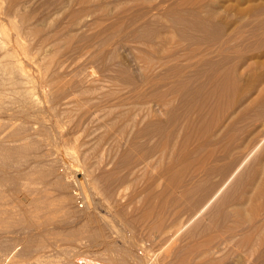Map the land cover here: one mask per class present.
Masks as SVG:
<instances>
[{
  "label": "rangeland",
  "instance_id": "obj_1",
  "mask_svg": "<svg viewBox=\"0 0 264 264\" xmlns=\"http://www.w3.org/2000/svg\"><path fill=\"white\" fill-rule=\"evenodd\" d=\"M23 1L0 13V264H262L264 0Z\"/></svg>",
  "mask_w": 264,
  "mask_h": 264
},
{
  "label": "bare ground",
  "instance_id": "obj_2",
  "mask_svg": "<svg viewBox=\"0 0 264 264\" xmlns=\"http://www.w3.org/2000/svg\"><path fill=\"white\" fill-rule=\"evenodd\" d=\"M2 2V1H1ZM25 2L23 1V0H10V3H9V5H8V7H6V8H4L3 6H1L0 7V13H2V15L3 14H5L6 16H14L16 13H18V12H20V7L21 6H24L25 4H24ZM250 3H252L251 1H250ZM63 6V5H62ZM2 7L4 8V9H2ZM258 7V6H257ZM257 9V8H256ZM169 10V9H168ZM18 11V12H17ZM21 11H23V9H21ZM172 11V10H171ZM194 11V10H193ZM192 11V12H193ZM169 12H170V10H169ZM190 12V11H189ZM26 13V12H25ZM34 13V12H33ZM172 13V12H171ZM191 13V12H190ZM194 13V12H193ZM198 13V12H197ZM32 13H29V15H31ZM43 14V13H42ZM175 14H177V13H175ZM179 14V13H178ZM182 14V13H181ZM180 14V15H181ZM187 14V13H186ZM18 15V14H17ZM252 15V14H251ZM179 16V15H178ZM264 16V15H263ZM170 17V16H169ZM187 17V16H186ZM190 17V16H189ZM194 17V16H193ZM197 17V16H196ZM207 17V16H206ZM215 17V16H214ZM257 17V16H256ZM181 18V17H180ZM191 18V17H190ZM199 18V17H198ZM192 19H195V18H192ZM262 19V18H261ZM214 20V19H213ZM258 20V19H257ZM189 21H190V19H189ZM197 21V20H196ZM195 21V22H196ZM202 21V20H201ZM200 21V22H201ZM256 21V20H255ZM260 21V20H259ZM28 22V21H27ZM199 22V21H198ZM205 22V21H204ZM257 22V21H256ZM191 23V22H190ZM215 23V22H214ZM205 24V23H204ZM256 24V23H255ZM261 24V23H260ZM28 25H29V23H28ZM27 25V29H29L30 27ZM30 25H32V24H30ZM35 25V24H34ZM36 25H38V24H36ZM195 25H196V23H195ZM199 25V24H198ZM209 25V24H208ZM264 25V24H263ZM72 26V25H71ZM200 26V25H199ZM36 27V26H35ZM34 27V28H35ZM202 27V26H201ZM225 27H226V25H225ZM252 27V26H251ZM72 28V27H71ZM262 28V27H261ZM31 29H32V26H31ZM31 29H29L30 30V32H31ZM260 29V28H259ZM28 30V31H29ZM33 30V29H32ZM50 30V29H49ZM27 31V32H28ZM4 32V31H3ZM3 32H1V33H3ZM6 33V34H5ZM5 36H7L8 34H7V32L5 31ZM116 33V32H115ZM139 33V32H138ZM148 33V32H147ZM150 33V32H149ZM146 35V34H145ZM32 36V35H31ZM141 36V35H140ZM19 37H21V36H19ZM18 37V38H19ZM144 37V36H143ZM23 37H21L20 38V40H23L22 39ZM141 39V38H140ZM254 39V38H253ZM252 39V40H253ZM262 39V38H261ZM2 40V39H1ZM45 41V40H44ZM41 42V41H40ZM40 42H38V43H40ZM261 42V41H260ZM5 43V42H4ZM42 43V42H41ZM264 43V42H263ZM258 44H260V43H258ZM67 45V44H66ZM252 47V46H251ZM255 47V46H254ZM256 47H257V45H256ZM261 47V46H260ZM53 53V52H52ZM51 53V55H54V54H52ZM56 55H58V52H56V54H55V56ZM256 57V56H255ZM52 58V57H51ZM50 58V61L53 59H51ZM56 59H57V57H55ZM54 58V59H55ZM69 58V57H68ZM11 59V58H10ZM53 59V60H54ZM13 60V59H12ZM259 60V59H258ZM41 61V60H40ZM254 61V60H253ZM52 62V64H53V62L54 61H51ZM11 63H12V61H11ZM17 63V62H16ZM40 63H42V62H40ZM10 64V63H9ZM13 64V63H12ZM11 64V65H12ZM261 64H263V63H261ZM120 65V64H119ZM211 65V64H210ZM9 66V65H8ZM16 66V65H15ZM46 66V65H45ZM49 66V65H48ZM222 65H220L219 67H221ZM235 66V65H234ZM7 67V66H6ZM10 67V66H9ZM14 67V66H13ZM213 67V66H212ZM55 68V67H54ZM85 68V67H84ZM8 69V68H7ZM6 69V70H7ZM16 70V72H18L17 71V68H15ZM19 70V69H18ZM5 71V70H4ZM20 71V70H19ZM260 71V70H259ZM1 72H3V71H1ZM10 72H14L13 71V69H10ZM9 72V73H10ZM206 72V71H205ZM207 72H208V70H207ZM227 72V71H226ZM234 73V72H233ZM3 74V73H2ZM5 74H6V71H5ZM16 74V73H15ZM231 74V73H230ZM8 76V75H7ZM11 76H13V74L11 75ZM21 76V75H20ZM235 76V75H234ZM4 77V76H3ZM231 77V76H230ZM248 77V76H247ZM6 78V77H5ZM4 78V79H5ZM11 78H13V77H11ZM22 78H24V77H22ZM78 78H80V77H78ZM229 78V77H228ZM10 79V78H9ZM9 79H7V81L9 80ZM25 79V78H24ZM50 79V78H49ZM83 79V78H82ZM81 79V80H82ZM216 79V78H215ZM232 79V78H231ZM234 79V78H233ZM12 81H13V79H11ZM11 80H9V81H11ZM80 80V81H81ZM235 80V79H234ZM1 81V80H0ZM14 81L16 82V78L14 79ZM18 81V80H17ZM214 81V80H213ZM1 82H3V81H1ZM0 82V86L3 88V89H5V83H1ZM4 82H6V81H4ZM83 82H84V80H83ZM9 82H7L6 84H8ZM14 83V82H13ZM17 83V82H16ZM15 83V84H16ZM71 83V82H70ZM9 84H11V83H9ZM189 84V83H188ZM224 84V83H223ZM230 84H232V83H230ZM236 85H237V82L235 83ZM13 85V84H12ZM21 85V84H20ZM22 86V85H21ZM25 86V85H24ZM27 86V85H26ZM209 86V85H208ZM217 86V85H216ZM216 86H214V87H216ZM223 86V85H222ZM225 86V85H224ZM228 86V85H227ZM238 86V85H237ZM252 86V85H251ZM7 87V86H6ZM20 87V86H19ZM77 87V86H76ZM218 87V86H217ZM233 87H234V85H233ZM1 88V89H2ZM15 88V87H14ZM18 88V87H17ZM248 88V87H247ZM2 89V90H3ZM19 89V88H18ZM229 89V88H228ZM238 89V88H237ZM258 89V88H257ZM256 89V90H257ZM8 90H9V88H8ZM214 90V89H213ZM231 90V89H230ZM250 90V89H249ZM17 91V90H16ZM21 90H19V92H20ZM25 91V90H24ZM24 91H21V92H24ZM28 91V90H27ZM76 91V90H75ZM217 91V90H216ZM247 91V90H246ZM245 91V92H246ZM11 92V91H10ZM30 93H31V91H29ZM168 92V91H167ZM209 92V91H208ZM3 93H5V92H3ZM3 93L1 94V96L3 95ZM15 93V92H14ZM83 93V92H82ZM222 93H224V92H222ZM221 93V94H222ZM242 93H243V91H242ZM21 94V93H20ZM26 94H28V93H25V95ZM89 94V93H88ZM246 94V93H245ZM6 95V94H5ZM11 95V94H10ZM23 95V94H22ZM32 95V94H31ZM31 95H26L27 97H25V100H30L31 101V103L32 104H34V105H36V104H38L39 102H37L36 103V101L33 99V97L31 96ZM35 95V94H34ZM260 95V94H259ZM21 96V95H20ZM56 96V95H55ZM59 96H61V94L59 95ZM58 96V97H59ZM223 96V95H222ZM241 96V95H240ZM3 97H4V95H3ZM57 97V96H56ZM56 97H54L53 99H55L56 100ZM57 97V98H58ZM70 97V96H69ZM221 97V96H220ZM236 97H237V94H236ZM2 98V97H1ZM20 98V97H19ZM22 98H23V96H22ZM175 98V97H174ZM177 98V97H176ZM223 98V97H222ZM233 98V97H232ZM235 98V97H234ZM64 99V98H63ZM67 99H68V97H67ZM225 99V98H224ZM231 99V98H230ZM1 100H3V99H1ZM0 100V101H1ZM6 100V99H5ZM5 100H3V101H5ZM16 100V99H15ZM21 100H23V99H21ZM24 100V101H25ZM62 100V99H61ZM194 100V99H193ZM239 100V99H238ZM64 101V100H63ZM169 101V100H168ZM234 101H235V99H234ZM22 102V101H21ZM29 102V101H28ZM28 102H26V103H28ZM174 102V101H173ZM189 102V101H188ZM232 102V101H231ZM236 102H237V100H236ZM236 102H234L235 104H238V103H236ZM248 102H250V101H248ZM254 102V101H253ZM5 104L7 103V102H4ZM58 103V102H57ZM204 103V102H203ZM220 103V102H219ZM229 103V102H228ZM22 104V103H21ZM31 104V105H32ZM248 104V103H247ZM259 104H261V103H259ZM4 105V104H3ZM2 105V106H3ZM23 105V104H22ZM30 105V104H29ZM28 105V106H29ZM54 105V104H53ZM146 105V104H145ZM165 105V104H164ZM245 105V104H244ZM61 106V105H60ZM158 106V105H157ZM162 106V105H161ZM166 106V105H165ZM168 106H171V105H168ZM190 106V105H189ZM232 106V105H231ZM256 106H257V104H256ZM133 107H135V106H133ZM247 107V106H246ZM164 108V107H163ZM170 108V107H169ZM222 108H223V106H222ZM225 108V107H224ZM250 108V107H249ZM135 109V108H134ZM190 109V108H189ZM193 109V108H192ZM197 109V108H196ZM218 109V108H217ZM233 109V108H232ZM251 109H253V108H251ZM167 110H168V108H167ZM174 110V109H173ZM223 110V109H222ZM224 110H226V108L224 109ZM228 110V109H227ZM246 110V109H245ZM250 110V109H249ZM191 111V110H190ZM193 111V110H192ZM218 111V110H217ZM170 112V111H169ZM223 112H226V111H223ZM222 112V113H223ZM248 112V111H247ZM150 113V112H149ZM148 113V114H149ZM172 113V112H171ZM218 113H220V111L218 112ZM231 113V112H230ZM244 113V112H243ZM263 114L262 115H260V117L262 118V119H264V112H262ZM176 114V113H175ZM178 114V113H177ZM238 114V113H237ZM245 114V113H244ZM137 115V114H136ZM147 115V114H146ZM169 116V115H168ZM178 116V115H177ZM220 116V115H219ZM218 116V117H219ZM221 116H222V114H221ZM243 116V115H242ZM147 117H149L150 118V116H147ZM171 117V116H170ZM194 117V116H193ZM145 118H146V116H145ZM214 118V117H213ZM221 118V117H220ZM219 119V118H218ZM133 120V119H132ZM143 120V119H142ZM22 121V120H21ZM223 121V120H222ZM173 122V121H172ZM151 123V122H150ZM153 123V122H152ZM133 124V123H132ZM143 124V123H142ZM19 127V126H18ZM122 127V126H121ZM230 127H232V126H230ZM229 127V128H230ZM157 128V127H156ZM166 128V127H165ZM205 128H207V127H205ZM208 128H210V126L208 127ZM227 128V127H226ZM228 128V129H229ZM21 129V128H20ZM122 129V128H121ZM182 129V128H181ZM132 130H134V128L132 129ZM205 130V129H204ZM233 130V129H232ZM187 131V130H186ZM210 131H211V129H210ZM209 130H208V132H210ZM207 132V131H206ZM207 132V134H209ZM181 133V132H180ZM206 134V133H205ZM202 135H203V133H202ZM122 136V135H121ZM130 136V135H129ZM180 136V135H179ZM254 136V135H253ZM205 137V136H204ZM216 138V137H215ZM210 139V138H209ZM211 139H212V137H211ZM23 140V139H22ZM207 140V139H206ZM7 141V140H6ZM174 141V140H173ZM199 141V140H198ZM23 143V142H22ZM211 144H212V142H211ZM260 144V143H259ZM173 146V145H172ZM176 146V145H175ZM200 146L201 147H203L202 146V144H200ZM199 146V147H200ZM24 147V146H23ZM206 147V146H205ZM213 147V146H212ZM204 148V147H203ZM203 148H202V150H203ZM207 148V147H206ZM258 148H259V145H257L255 148H253L252 149V151L248 154V155H246V157L243 159V161L235 168V170L230 174V176L224 181V183L215 191V192H213V194L211 195V196H209L208 198L207 197H205V198H207L206 200H205V202L203 203V205L198 209V211H196V213L191 217V218H189L186 222L184 221V223L183 224H181V227L180 228H178V230H176V232H174L173 234H171L167 239H166V241H165V243L163 244V248L161 249V253L162 252H167V251H173L171 248H172V246H173V244L179 239V237H181L185 232H187L188 233V231L189 230H192L193 229V227H195L197 224V222H200L201 221V219L203 218V217H205L206 215L208 216V217H210L211 216V218H212V216L214 215V217H215V214H216V209H217V206H219L220 204H218L217 205V203H218V201H220L221 199H220V197H223L224 196V192H225V190L231 185V183L234 181L235 182V179L237 178V176L239 175V173L242 171V169H243V167L245 166V164L248 162V160L249 159H253L252 157H253V155L255 154V152L258 150ZM17 149V148H16ZM28 149V148H27ZM36 149V148H35ZM193 150V149H192ZM32 151V150H31ZM37 151V150H36ZM198 151V150H197ZM196 151V152H197ZM187 152V151H186ZM199 152V151H198ZM203 152H204V150H203ZM202 152V153H203ZM87 153V152H86ZM191 153H192V151H191ZM190 153V154H191ZM205 153V152H204ZM192 154H194V152L192 153ZM196 154V153H195ZM194 154V155H195ZM197 154H199V153H197ZM83 155V154H82ZM91 155V154H90ZM109 155V154H108ZM164 155V154H163ZM196 156H198V155H196ZM188 157V156H187ZM45 158V157H44ZM85 158V157H84ZM194 158H195V156H194ZM197 158V157H196ZM181 159V158H180ZM190 161L191 160H193V158L192 159H189ZM162 161H164V160H162ZM189 161V162H190ZM101 162V161H100ZM225 162V161H224ZM159 163L161 164V161H159ZM188 163V162H187ZM227 163V162H226ZM208 164V163H207ZM184 165H185V163H184ZM187 165H190V164H187ZM72 166V165H71ZM171 166V165H170ZM93 167V166H92ZM99 167V166H98ZM167 167V166H166ZM173 167V166H172ZM169 168V167H168ZM185 167H183V169H184ZM188 168H189V166H188ZM222 168V167H221ZM98 169V168H97ZM182 169V168H181ZM187 169V168H186ZM203 169V168H202ZM206 169V168H205ZM225 169V168H224ZM145 170H146V168H145ZM168 170V169H167ZM170 170L172 171V169L170 168ZM177 170V169H176ZM179 170V169H178ZM177 170V171H178ZM188 170V169H187ZM195 170V169H194ZM196 170H198V169H196ZM248 170V169H247ZM92 171V170H91ZM163 171H164V169H163ZM162 170H161V172H163ZM176 171V172H177ZM182 171V170H181ZM199 171V170H198ZM213 171V170H212ZM93 172V171H92ZM216 172V171H215ZM133 174H134V172H132ZM140 173V172H139ZM165 173V172H164ZM173 173H174V171H173ZM212 173V172H211ZM82 174V173H81ZM95 174V173H94ZM114 174V173H113ZM131 174V173H130ZM132 174V175H133ZM166 174H167V172H166ZM182 174V173H181ZM224 174V173H223ZM241 174V173H240ZM248 174V173H247ZM263 174V173H262ZM110 175V174H109ZM142 175V174H141ZM163 175V174H162ZM180 175V174H179ZM178 175V176H179ZM183 175V174H182ZM209 175V174H208ZM211 175V174H210ZM83 176H84V174H83ZM85 176H87L86 175V173H85ZM105 176V175H104ZM103 176V177H104ZM166 176V175H165ZM172 176V175H171ZM163 177H164V175H163ZM169 177V176H168ZM174 177V176H173ZM173 177H170V179L171 178H173ZM214 177V176H213ZM86 177H84V179H85ZM117 178V177H116ZM137 179H136V181L138 180V177H136ZM175 178H177V177H175ZM174 178V179H175ZM180 178V177H179ZM140 179V178H139ZM184 179V178H183ZM183 179H182V181H183ZM67 180V179H66ZM65 180V181H66ZM120 180V179H119ZM121 180H123V179H121ZM120 180V181H121ZM181 180V179H180ZM247 180V179H246ZM250 180V179H249ZM93 180H91V182H92ZM114 181V180H113ZM162 181V180H161ZM242 181V180H241ZM84 182H86L85 183V185L87 184L88 185V188H89V190H90V193L91 194H93V192H92V188H91V186H90V182H89V179H88V177L85 179V181ZM236 182H237V180H236ZM238 182H239V180H238ZM237 182V183H238ZM82 181H81V185H82ZM113 183V182H112ZM148 183V182H147ZM61 184V183H60ZM79 184H80V181H79ZM116 184V183H115ZM110 185V184H109ZM108 185V186H109ZM113 185V184H112ZM171 185V184H170ZM115 186V185H114ZM232 186V185H231ZM231 186L228 188V190H231ZM235 186L237 187V185L235 184ZM234 186V187H235ZM81 187V186H80ZM240 187V186H239ZM83 188H85V186H83ZM165 188H167V187H165ZM169 188H170V186H169ZM233 188V187H232ZM238 188V187H237ZM105 189V188H104ZM107 189V188H106ZM111 189V188H110ZM114 189V188H113ZM198 189V188H197ZM205 189V188H204ZM196 190V189H195ZM194 190V191H195ZM199 190V189H198ZM203 190V189H202ZM206 190V189H205ZM228 190H226V191H228ZM83 191V190H82ZM110 191V190H109ZM109 191H107V192H109ZM235 191H236V189H235ZM238 191V190H237ZM236 191V192H237ZM264 191V190H263ZM87 192V191H86ZM86 192H85V194H86ZM102 193H103V191H101ZM231 192H233L234 193V191L232 190ZM231 192H225V194L226 193H228L227 195H229ZM84 193V192H83ZM113 193V192H112ZM199 193H201V192H199ZM198 193V194H199ZM203 193V192H202ZM238 193V192H237ZM77 194V193H76ZM193 194V193H192ZM196 194V193H195ZM246 194V193H245ZM94 195V194H93ZM112 195V194H111ZM222 195V196H221ZM226 195V196H227ZM234 195V194H233ZM244 195V194H243ZM118 196V195H117ZM198 196V195H197ZM208 196V195H207ZM225 196V197H226ZM242 196V195H241ZM70 197V196H69ZM110 195L108 196V199L109 200H111L112 199V197H110ZM63 198H65V197H62V199ZM68 198V197H67ZM131 198V197H130ZM200 198H202V197H200ZM229 198V197H228ZM88 199V198H87ZM202 199H204V196H203V198ZM229 199H231V198H229ZM165 200V199H164ZM223 200V199H222ZM256 200V199H255ZM65 201H67L68 202V199H65ZM70 201V200H69ZM235 201V200H234ZM250 201H251V199H250ZM250 201H248V202H250ZM64 202V201H63ZM165 202V201H164ZM253 203H254V201H253ZM256 203V202H255ZM258 204H260V203H258ZM222 205H224V204H222ZM252 205V204H251ZM256 205H257V203H256ZM255 205V206H256ZM225 207V206H224ZM251 210V209H250ZM253 210H254V208H253ZM256 210V209H255ZM262 210V209H261ZM258 211V210H257ZM62 212V211H61ZM239 212H241V211H239ZM243 212V211H242ZM259 212V211H258ZM262 212H263V210H262ZM89 213V212H88ZM175 213V212H174ZM250 213V212H249ZM189 214V213H188ZM252 214V213H251ZM253 214H254V212H253ZM89 215V214H88ZM87 215V216H88ZM157 215V214H156ZM217 216H218V214H217ZM247 216V215H246ZM260 216V215H259ZM89 217V216H88ZM173 217V216H172ZM223 217V216H222ZM253 217H255L256 218V214H254L253 215ZM160 218V217H159ZM164 218V217H163ZM168 218V217H167ZM201 218V219H200ZM219 218V217H218ZM243 218V217H242ZM241 218V219H242ZM90 219V218H89ZM88 219V221H90ZM264 219V218H263ZM200 220V221H199ZM252 220V219H251ZM156 221V220H155ZM163 221V220H162ZM170 221V220H169ZM242 222H243V220H241ZM252 222V221H251ZM254 222V221H253ZM158 223H161V222H158ZM202 223V222H201ZM244 223V222H243ZM90 224V223H89ZM178 224V223H177ZM200 224V223H199ZM252 224V223H251ZM162 225H163V222H162ZM244 226V225H243ZM154 227H155V225H154ZM158 227H159V224H158ZM161 227V226H160ZM172 227V226H171ZM257 227V226H256ZM197 228V227H196ZM243 228V227H242ZM171 229V228H170ZM251 229V228H250ZM158 230H159V228H158ZM261 230V229H260ZM193 231V230H192ZM233 231V230H232ZM152 232V231H151ZM264 232V231H263ZM260 233V232H259ZM102 235V234H101ZM262 235V234H261ZM264 236V235H263ZM262 236V237H263ZM103 237V236H102ZM104 238V237H103ZM264 238V237H263ZM256 239H259V238H256ZM190 240V239H189ZM257 242V241H256ZM179 243V242H178ZM223 243V242H222ZM257 243H259V241L257 242ZM255 245H257L256 243H254ZM253 244V245H254ZM260 245V248H261V246H262V244H259ZM264 246V245H263ZM256 247V246H255ZM258 247V246H257ZM16 249V248H15ZM233 249V248H232ZM249 249V248H248ZM186 250V249H185ZM15 251V250H14ZM67 251V250H66ZM179 251H181V250H179ZM84 252V251H83ZM248 252V251H247ZM250 252V251H249ZM249 252H248V254H249ZM14 253V252H13ZM171 253V252H170ZM83 254V253H82ZM171 254H173V253H171ZM247 254V255H248ZM159 255V254H158ZM157 255V256H158ZM251 254H249V256H250ZM255 255V254H254ZM12 256V255H11ZM96 256V255H95ZM157 256L154 258H150V260H149V262L147 263V264H151V263H155L154 262V260L155 259H157ZM172 256H174V255H172ZM246 256V255H245ZM253 256V255H252ZM260 256H262V257H264V250L261 252V255H259L257 258H259ZM70 257V256H69ZM248 257V256H247ZM10 258V257H9ZM147 258V257H146ZM169 258V257H168ZM253 258V257H252ZM261 258V257H260ZM259 258V259H260ZM11 259V258H10ZM78 259H80V258H78ZM82 259H85V260H87V261H90V262H92V263H97V264H112L113 262H111L110 260H109V262H100V261H97V260H93V259H88V258H82ZM164 259V258H163ZM258 259V260H259ZM8 260L9 259H5L4 260V263L6 262H8ZM69 260H71L70 258H69ZM68 260V261H69ZM104 260V259H103ZM165 260V259H164ZM250 257L247 259L246 258V261H245V264H250ZM78 261V260H77ZM76 261V262H77ZM153 261V262H152ZM168 261V260H167ZM257 261V260H256ZM260 261V260H259ZM259 261H257V262H259ZM1 262V261H0ZM165 262H166V260H165ZM165 262H163L162 261V263L164 264ZM260 262H262V261H260ZM264 262V261H263ZM263 262H262V264H263ZM3 263V264H4ZM70 263H72V262H70ZM256 263V262H255ZM255 263H253V264H255ZM73 264H74V262H73ZM76 264V263H75ZM77 264H78V262H77ZM258 264V263H257Z\"/></svg>",
  "mask_w": 264,
  "mask_h": 264
},
{
  "label": "built area",
  "instance_id": "obj_3",
  "mask_svg": "<svg viewBox=\"0 0 264 264\" xmlns=\"http://www.w3.org/2000/svg\"><path fill=\"white\" fill-rule=\"evenodd\" d=\"M78 264H97V263H92L90 261H87L85 259H78Z\"/></svg>",
  "mask_w": 264,
  "mask_h": 264
}]
</instances>
